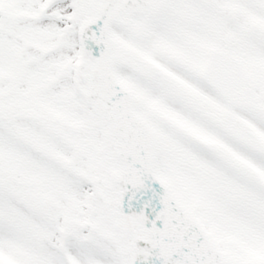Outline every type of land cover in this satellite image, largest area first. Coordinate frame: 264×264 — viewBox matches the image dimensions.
<instances>
[{
	"label": "snow or ice",
	"instance_id": "1",
	"mask_svg": "<svg viewBox=\"0 0 264 264\" xmlns=\"http://www.w3.org/2000/svg\"><path fill=\"white\" fill-rule=\"evenodd\" d=\"M0 264H264V0H0Z\"/></svg>",
	"mask_w": 264,
	"mask_h": 264
}]
</instances>
